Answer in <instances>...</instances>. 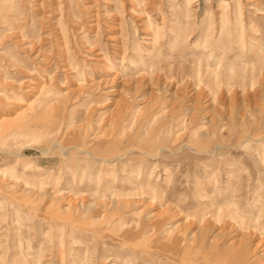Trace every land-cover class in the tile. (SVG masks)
<instances>
[{"label":"rangeland","instance_id":"obj_1","mask_svg":"<svg viewBox=\"0 0 264 264\" xmlns=\"http://www.w3.org/2000/svg\"><path fill=\"white\" fill-rule=\"evenodd\" d=\"M42 237L53 264H264V0H0V264Z\"/></svg>","mask_w":264,"mask_h":264},{"label":"bare ground","instance_id":"obj_2","mask_svg":"<svg viewBox=\"0 0 264 264\" xmlns=\"http://www.w3.org/2000/svg\"><path fill=\"white\" fill-rule=\"evenodd\" d=\"M63 25V24H62ZM239 25V24H238ZM239 28V27H238ZM63 31H64V29H63ZM33 37V36H32ZM64 38H65V35H64ZM233 38L234 39H231V36L230 37H227V39H228V42H227V46L226 47H229L230 46V44H234V47L235 48H241L242 46H244V42H243V39H242V36H239V35H236V36H233ZM231 45V46H232ZM50 46V45H49ZM53 46V45H52ZM205 48V47H204ZM215 50V49H214ZM53 51V50H52ZM50 52V51H49ZM7 55L8 54H10V52L8 53V50L5 52ZM203 55V54H202ZM12 55L10 54V57H11ZM15 56V55H14ZM223 56V55H222ZM70 59V58H69ZM22 60L23 59H21V58H17V62L16 61H12L11 60V64L12 65H18V63H22ZM68 61V60H67ZM229 61V59L227 60V63H225V66H231L230 64H231V61L230 62H228ZM192 63H195V64H197V66H198V68H197V66H196V68H194L193 70H194V72H196V73H198V74H203L202 72H201V69H200V66H201V64H203V62L200 60V59H197V60H195V61H193ZM8 64L9 65H11L10 64V61L8 62ZM245 65V64H244ZM220 66H222L221 64H219L218 63V67H220ZM26 67H28V66H26ZM207 67V66H206ZM217 68V67H216ZM30 70H32L33 68L32 67H30L29 68ZM207 71V70H206ZM214 71H215V69H214ZM36 72V71H35ZM8 73L6 72V75H4V78H6V77H8V75H7ZM20 80V79H19ZM21 80H23V79H21ZM29 80V79H28ZM44 96H42L43 97V99H45L44 100V102H43V104H44V106H48L49 105V103H51V101H52V99L50 98V97H46V94L44 93L43 94ZM57 144V143H56ZM61 146V145H60ZM61 148H63V147H61ZM161 149V148H160ZM162 150V149H161ZM160 150V151H161ZM66 151V150H65ZM78 151H80V150H78ZM84 151V150H83ZM138 169V168H137ZM142 169V168H141ZM82 174H83V172H81ZM150 175H151V171H150ZM139 176V175H138ZM144 180V179H143ZM57 183V182H56ZM57 185V184H56ZM57 190H59V189H57ZM199 190H201V189H199ZM198 190V191H199ZM238 191H239V189H238ZM55 192V191H54ZM197 193V192H196ZM206 195H207V193H205ZM154 195V194H153ZM205 196V195H204ZM169 199V201H170V199H173V200H177V197H173V196H171V197H165V199H164V201L166 202L167 200ZM119 200H120V198H119ZM119 200H117V205L119 204ZM113 201V200H112ZM114 202V201H113ZM124 203H126V202H124ZM173 203H174V201H173ZM126 206H127V204H125ZM262 205V204H261ZM90 206V205H89ZM120 207H122V206H120ZM118 210V209H112V210H110L109 208H106L105 210H104V212H102L103 214H101L100 215V217L99 218H96V219H99V220H101L100 222L101 223H107V224H111L112 223V218H113V216L116 214V211ZM118 212V211H117ZM120 212V211H119ZM116 221V220H115ZM136 221H138V220H136ZM164 221V220H163ZM130 222H133V218H130ZM113 224V223H112ZM118 226H125V228L124 229H122V232H123V235L125 236V235H130L131 234V236L134 238V236H138L140 239H143V236H144V233L146 232H151V231H144V229L142 228L141 229V227H140V225H137L138 227H140V228H136L135 229V231H134V229H132L131 227H129V224H126L125 222H124V220H122V219H118V221H117V223H116ZM203 226V225H202ZM136 227V226H135ZM204 227V226H203ZM175 228H177L176 226H175ZM201 228V227H200ZM157 229V228H156ZM163 229V228H162ZM27 230V229H26ZM173 230H174V227L172 228V227H169V228H167L166 230H165V234L168 236L167 238L169 239L170 237V239H169V243H165L166 244V248L168 249L169 247H177V242L175 241L176 240V236L175 235H173V236H171L172 235V232H173ZM176 230V229H175ZM201 230H202V228H201ZM162 231V230H161ZM95 232V231H94ZM93 232V234L96 236V233H94ZM132 232V233H131ZM92 234V233H91ZM157 235V234H156ZM147 236L145 235L144 236V240H145V238H146ZM73 238V237H72ZM29 239V238H28ZM40 239V238H39ZM95 239V238H94ZM167 239V240H168ZM46 239H44L43 237H42V240H40V242L37 244V245H35L37 248H36V250L34 251L35 253H37V256L35 257L36 258V261H35V263L36 264H53V263H55L54 262V260H52L53 258H51L50 260H48L47 262H44V260H41V253H42V248H43V244H44V241H45ZM133 241H134V239H132ZM30 241H28V245L26 246V248L27 249H31V243H29ZM62 243V242H61ZM123 243V242H122ZM132 243V242H131ZM34 244V243H33ZM63 244V243H62ZM128 244V243H127ZM122 245V244H121ZM126 244L124 243L123 244V246H125ZM129 246H131L130 244H128V245H126V247H129ZM134 246H136L135 244H134ZM231 246V245H230ZM34 247V246H33ZM199 247V246H198ZM22 244L18 247V253L19 254H21V257H20V259H23V260H26V258H25V256L28 254V252H29V250L27 251H24V249L22 250ZM87 248V247H86ZM86 248H85V251H86ZM44 249V248H43ZM82 249V248H81ZM123 249L124 248H122V251H123ZM136 249V248H135ZM238 250V249H237ZM33 251V250H32ZM78 251H80V250H78ZM234 251H236V250H234ZM51 252H52V249H51ZM87 252V251H86ZM77 253V252H76ZM84 253V255H79V253H77L78 255H79V257H78V259H76V260H68V259H66L65 257H63L62 259L60 258V264H88L87 263V261H86V253L85 252H83ZM13 254H15V252L13 253ZM49 254V253H48ZM47 254V255H48ZM56 254V253H55ZM58 254V253H57ZM232 253H230V255H231ZM25 255V256H24ZM76 255V254H75ZM51 256V255H50ZM49 256V257H50ZM233 256V255H232ZM242 256H243V254H242ZM31 257V256H30ZM43 258V257H42ZM76 258H77V256H76ZM232 259H233V257H231ZM245 258V257H244ZM108 259H113L115 262H117V264H129L127 261H121V260H119V256H117V255H113V256H111V257H108ZM131 260V259H130ZM27 261V260H26ZM57 261V260H56ZM58 261V262H59ZM238 261H240V262H243V258H240ZM29 262V261H28ZM130 262H132V261H130ZM248 263V262H247ZM9 264H17L15 261H12L11 263H9ZM29 264H31L30 262H29ZM59 264V263H58ZM91 264V263H90Z\"/></svg>","mask_w":264,"mask_h":264}]
</instances>
